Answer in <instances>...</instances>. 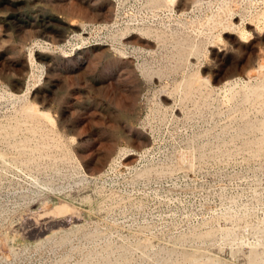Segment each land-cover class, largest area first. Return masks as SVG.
Listing matches in <instances>:
<instances>
[{"label":"rangeland","instance_id":"rangeland-1","mask_svg":"<svg viewBox=\"0 0 264 264\" xmlns=\"http://www.w3.org/2000/svg\"><path fill=\"white\" fill-rule=\"evenodd\" d=\"M263 15L0 0V264H264Z\"/></svg>","mask_w":264,"mask_h":264},{"label":"bare ground","instance_id":"bare-ground-1","mask_svg":"<svg viewBox=\"0 0 264 264\" xmlns=\"http://www.w3.org/2000/svg\"><path fill=\"white\" fill-rule=\"evenodd\" d=\"M263 17H264V15H263ZM71 25H72V24H71ZM249 26H250V25H249ZM234 28H235V27H234ZM245 29H246V28H245ZM244 31H245V30H244ZM247 32H248V31H247ZM227 34H228V33H227ZM229 35H230V34H229ZM231 35H232V34H231ZM247 35H248V33H247ZM130 37H131V36H130ZM135 38H136V36H135ZM142 38H143V37H142ZM137 39H138V38H137ZM145 39H146V38H145ZM133 40H134V39H133ZM133 40H132V41H133ZM136 41H137V40H136ZM139 41H140V40H139ZM147 42H148V41H147ZM241 42H242V41H241ZM150 43H151V42H150ZM138 44H139V43H138ZM140 44H141V43H140ZM151 44H152V43H151ZM147 45H148V44H147ZM143 46H145V45H143ZM141 47H142V46H141ZM60 50H61V49H60ZM120 52H121V51H120ZM32 54H33V52H32ZM32 54H31V55H32ZM34 54H35V53H34ZM31 57H32V56H31ZM32 58H33V59H32V63H31V64H32V66H34L36 60H34V57H32ZM23 62H24V61H23ZM30 62H31V60H30ZM28 63H29V62H28ZM31 64H30V65H31ZM27 65H28V64H27ZM30 65H29V66H30ZM263 67H264V66H263ZM30 68H32V67L30 66ZM25 69H27V68H25ZM166 100H167V99H166ZM147 142H148V141H147ZM134 156H135V154L128 155V157H127L126 160L131 161L132 157H134ZM127 163H128V162H127Z\"/></svg>","mask_w":264,"mask_h":264}]
</instances>
